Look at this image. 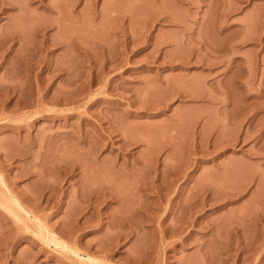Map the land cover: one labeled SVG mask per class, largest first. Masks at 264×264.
Here are the masks:
<instances>
[{
  "label": "rangeland",
  "instance_id": "1",
  "mask_svg": "<svg viewBox=\"0 0 264 264\" xmlns=\"http://www.w3.org/2000/svg\"><path fill=\"white\" fill-rule=\"evenodd\" d=\"M0 264H264V0H0Z\"/></svg>",
  "mask_w": 264,
  "mask_h": 264
},
{
  "label": "bare ground",
  "instance_id": "2",
  "mask_svg": "<svg viewBox=\"0 0 264 264\" xmlns=\"http://www.w3.org/2000/svg\"><path fill=\"white\" fill-rule=\"evenodd\" d=\"M9 200H11V199H9ZM14 200H15V198H14ZM13 201V200H12ZM17 201V199L15 200V201H13V202H16ZM17 206L19 205V204H16ZM53 241V240H52ZM77 254V253H76ZM78 256H79V254H77Z\"/></svg>",
  "mask_w": 264,
  "mask_h": 264
}]
</instances>
